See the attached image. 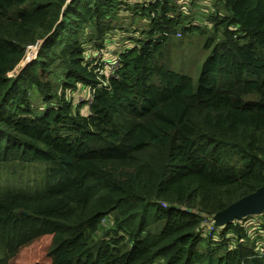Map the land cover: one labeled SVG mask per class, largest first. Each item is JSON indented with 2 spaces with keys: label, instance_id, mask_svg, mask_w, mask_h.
<instances>
[{
  "label": "trees",
  "instance_id": "obj_1",
  "mask_svg": "<svg viewBox=\"0 0 264 264\" xmlns=\"http://www.w3.org/2000/svg\"><path fill=\"white\" fill-rule=\"evenodd\" d=\"M197 8L0 0V264L44 236L51 264H264V221L212 223L264 185V0ZM187 32L197 81L168 64Z\"/></svg>",
  "mask_w": 264,
  "mask_h": 264
},
{
  "label": "rangeland",
  "instance_id": "obj_2",
  "mask_svg": "<svg viewBox=\"0 0 264 264\" xmlns=\"http://www.w3.org/2000/svg\"><path fill=\"white\" fill-rule=\"evenodd\" d=\"M199 1L201 4V10L199 8L194 9V15L205 19L206 17L201 11L203 10V5L205 3H208L209 0ZM133 23L140 26L142 24V21L136 19ZM209 23L211 24L212 22ZM129 33L133 34L134 32L132 30H129ZM207 37H211V34L209 32H202L201 34L187 32L181 36H171L167 44V47L171 52V57L168 60V64L170 65V67L174 68V66H176L177 71L187 73L191 75L195 81H197L202 68L203 60L209 53V51L205 47V43L208 39ZM123 43L124 40L120 41L118 47L122 48ZM39 175L40 172L37 171L34 167H30L28 169H26V167H23L18 171V183L20 185L26 186L29 182H32ZM253 217H255V221H253ZM258 221H264V213L248 217V222L250 223H257ZM247 229L250 233L254 229L253 224H250ZM255 234L256 233H253V235ZM50 240L51 238L49 236H44L38 238L32 244L23 247L13 258L12 264H51V259L48 255ZM256 241L261 242L262 245L260 246V248L263 247L264 238H256Z\"/></svg>",
  "mask_w": 264,
  "mask_h": 264
},
{
  "label": "water",
  "instance_id": "obj_3",
  "mask_svg": "<svg viewBox=\"0 0 264 264\" xmlns=\"http://www.w3.org/2000/svg\"><path fill=\"white\" fill-rule=\"evenodd\" d=\"M262 213H264V185L216 212L213 220L217 226H222L237 218Z\"/></svg>",
  "mask_w": 264,
  "mask_h": 264
},
{
  "label": "built area",
  "instance_id": "obj_4",
  "mask_svg": "<svg viewBox=\"0 0 264 264\" xmlns=\"http://www.w3.org/2000/svg\"><path fill=\"white\" fill-rule=\"evenodd\" d=\"M117 64H118V60L115 59V60L111 61V63L108 64V66H109L110 68H114ZM92 98H93V96L91 95V96H90V100H92ZM212 223H214V220L212 221ZM211 226H213V224H211Z\"/></svg>",
  "mask_w": 264,
  "mask_h": 264
}]
</instances>
